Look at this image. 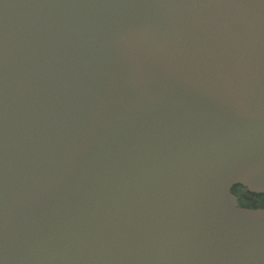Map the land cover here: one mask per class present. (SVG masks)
<instances>
[{"label": "water", "instance_id": "obj_1", "mask_svg": "<svg viewBox=\"0 0 264 264\" xmlns=\"http://www.w3.org/2000/svg\"><path fill=\"white\" fill-rule=\"evenodd\" d=\"M264 0H0V264H264Z\"/></svg>", "mask_w": 264, "mask_h": 264}, {"label": "rangeland", "instance_id": "obj_2", "mask_svg": "<svg viewBox=\"0 0 264 264\" xmlns=\"http://www.w3.org/2000/svg\"><path fill=\"white\" fill-rule=\"evenodd\" d=\"M238 192L240 195H242L247 203L251 204H258L262 203L264 204V195H254L253 193H250L246 191L245 189H238Z\"/></svg>", "mask_w": 264, "mask_h": 264}, {"label": "trees", "instance_id": "obj_3", "mask_svg": "<svg viewBox=\"0 0 264 264\" xmlns=\"http://www.w3.org/2000/svg\"><path fill=\"white\" fill-rule=\"evenodd\" d=\"M238 196H239V202H240V204H242L244 206H249V207H258L257 204L247 203L242 195L238 194Z\"/></svg>", "mask_w": 264, "mask_h": 264}, {"label": "flooded vegetation", "instance_id": "obj_4", "mask_svg": "<svg viewBox=\"0 0 264 264\" xmlns=\"http://www.w3.org/2000/svg\"><path fill=\"white\" fill-rule=\"evenodd\" d=\"M260 204L264 206V204H262V203H260Z\"/></svg>", "mask_w": 264, "mask_h": 264}]
</instances>
